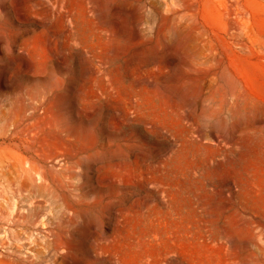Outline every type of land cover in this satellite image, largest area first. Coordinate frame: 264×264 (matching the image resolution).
<instances>
[{
  "label": "rangeland",
  "instance_id": "1",
  "mask_svg": "<svg viewBox=\"0 0 264 264\" xmlns=\"http://www.w3.org/2000/svg\"><path fill=\"white\" fill-rule=\"evenodd\" d=\"M0 264H264V0H0Z\"/></svg>",
  "mask_w": 264,
  "mask_h": 264
},
{
  "label": "bare ground",
  "instance_id": "2",
  "mask_svg": "<svg viewBox=\"0 0 264 264\" xmlns=\"http://www.w3.org/2000/svg\"><path fill=\"white\" fill-rule=\"evenodd\" d=\"M245 11V10H244Z\"/></svg>",
  "mask_w": 264,
  "mask_h": 264
}]
</instances>
